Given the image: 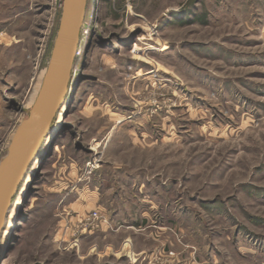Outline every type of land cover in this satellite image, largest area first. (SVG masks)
Returning a JSON list of instances; mask_svg holds the SVG:
<instances>
[{
    "label": "rangeland",
    "instance_id": "obj_1",
    "mask_svg": "<svg viewBox=\"0 0 264 264\" xmlns=\"http://www.w3.org/2000/svg\"><path fill=\"white\" fill-rule=\"evenodd\" d=\"M61 5L0 0V159ZM0 264H264V0H87Z\"/></svg>",
    "mask_w": 264,
    "mask_h": 264
},
{
    "label": "water",
    "instance_id": "obj_2",
    "mask_svg": "<svg viewBox=\"0 0 264 264\" xmlns=\"http://www.w3.org/2000/svg\"><path fill=\"white\" fill-rule=\"evenodd\" d=\"M87 0H62L57 31L35 99L0 159V233L17 188L49 134L69 91Z\"/></svg>",
    "mask_w": 264,
    "mask_h": 264
},
{
    "label": "built area",
    "instance_id": "obj_3",
    "mask_svg": "<svg viewBox=\"0 0 264 264\" xmlns=\"http://www.w3.org/2000/svg\"><path fill=\"white\" fill-rule=\"evenodd\" d=\"M101 216L97 214L96 211H92L91 213L88 214L86 220L88 223L94 222L95 220L99 219Z\"/></svg>",
    "mask_w": 264,
    "mask_h": 264
},
{
    "label": "bare ground",
    "instance_id": "obj_4",
    "mask_svg": "<svg viewBox=\"0 0 264 264\" xmlns=\"http://www.w3.org/2000/svg\"><path fill=\"white\" fill-rule=\"evenodd\" d=\"M74 64V63H73ZM73 67V66H72ZM42 80V79H41ZM56 152H58L59 151V146L58 145H56L55 146V149H54Z\"/></svg>",
    "mask_w": 264,
    "mask_h": 264
}]
</instances>
